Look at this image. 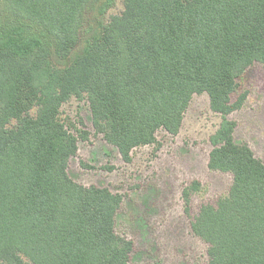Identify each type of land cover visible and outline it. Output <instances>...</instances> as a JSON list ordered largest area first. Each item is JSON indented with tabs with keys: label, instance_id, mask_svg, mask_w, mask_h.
<instances>
[{
	"label": "trees",
	"instance_id": "1",
	"mask_svg": "<svg viewBox=\"0 0 264 264\" xmlns=\"http://www.w3.org/2000/svg\"><path fill=\"white\" fill-rule=\"evenodd\" d=\"M0 0V264H130L119 193L67 168L88 133L61 117L85 98L94 131L125 162L176 135L193 94L221 116L207 167L227 192L190 221L206 264H264V161L234 139L248 67L264 65V0ZM79 123L81 121L79 120ZM200 182L182 189L185 212Z\"/></svg>",
	"mask_w": 264,
	"mask_h": 264
},
{
	"label": "rangeland",
	"instance_id": "2",
	"mask_svg": "<svg viewBox=\"0 0 264 264\" xmlns=\"http://www.w3.org/2000/svg\"><path fill=\"white\" fill-rule=\"evenodd\" d=\"M121 10V0H115L105 19ZM238 82L232 98L244 91L246 98L228 116L236 122L234 139L247 143L264 161V65L253 63ZM60 110L62 118L88 133L87 140H78L77 153L69 160V176L122 196L115 228L133 241L130 264H206L208 246L192 234L190 221L200 204L214 203L231 183L230 173L207 167L209 136L221 120L210 109L207 94H193L176 135L159 130L157 142L134 148L129 162L94 131L85 98L72 97ZM193 180L200 188L191 194L185 212L181 193Z\"/></svg>",
	"mask_w": 264,
	"mask_h": 264
}]
</instances>
